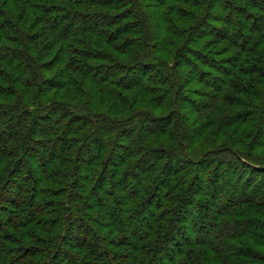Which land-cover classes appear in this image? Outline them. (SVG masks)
Returning a JSON list of instances; mask_svg holds the SVG:
<instances>
[{
    "label": "trees",
    "instance_id": "16d2710c",
    "mask_svg": "<svg viewBox=\"0 0 264 264\" xmlns=\"http://www.w3.org/2000/svg\"><path fill=\"white\" fill-rule=\"evenodd\" d=\"M261 150L264 0H0V264H264Z\"/></svg>",
    "mask_w": 264,
    "mask_h": 264
},
{
    "label": "rangeland",
    "instance_id": "374dc122",
    "mask_svg": "<svg viewBox=\"0 0 264 264\" xmlns=\"http://www.w3.org/2000/svg\"><path fill=\"white\" fill-rule=\"evenodd\" d=\"M202 141H204L203 145L206 144L205 146H210L211 143H212V137L210 135H208ZM260 153H262L261 155H263L264 154V150H261Z\"/></svg>",
    "mask_w": 264,
    "mask_h": 264
}]
</instances>
